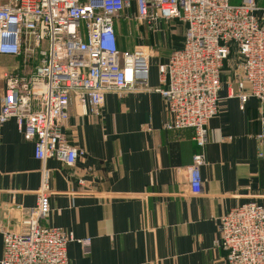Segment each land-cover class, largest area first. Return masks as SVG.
I'll list each match as a JSON object with an SVG mask.
<instances>
[{
    "label": "built area",
    "instance_id": "2783aa9c",
    "mask_svg": "<svg viewBox=\"0 0 264 264\" xmlns=\"http://www.w3.org/2000/svg\"><path fill=\"white\" fill-rule=\"evenodd\" d=\"M168 21L185 27L183 43L157 65L158 86L152 88L143 37L131 50H120L117 31L121 23L134 22L155 32ZM232 50L242 74L232 82L237 94L231 90L230 96L241 109L250 98L264 104V8L256 0H0V57L36 63L28 73L18 66L0 69V126L15 120L19 133L33 142L36 160L55 159L70 168L83 154L62 129L71 102L80 116H99L107 94L155 92L164 101L163 129L193 132L199 151L187 168V184L191 196H199L207 124L218 115L222 72ZM35 193L23 232L3 233L0 264H69V243L90 248V238L41 225L51 212L45 166ZM214 245L225 252L226 264H264V204L230 209Z\"/></svg>",
    "mask_w": 264,
    "mask_h": 264
},
{
    "label": "crops",
    "instance_id": "0c3cea01",
    "mask_svg": "<svg viewBox=\"0 0 264 264\" xmlns=\"http://www.w3.org/2000/svg\"><path fill=\"white\" fill-rule=\"evenodd\" d=\"M120 26L118 46L131 50L136 24ZM148 85L158 86L157 65ZM231 90L237 94L235 84L223 81L218 115L207 124L199 196H191L187 184L199 151L193 132L163 129L164 101L155 92L107 94L99 116L82 117L71 102L62 129L83 154L70 168L36 160L33 142L15 120L6 121L0 126V259L3 233L23 232L36 206L45 166L51 212L41 225L91 240L88 251L77 242L67 245L69 264H226L225 252L214 245L220 219L237 206L264 204V104L250 98L241 109ZM3 97L1 83L0 104Z\"/></svg>",
    "mask_w": 264,
    "mask_h": 264
},
{
    "label": "rangeland",
    "instance_id": "374dc122",
    "mask_svg": "<svg viewBox=\"0 0 264 264\" xmlns=\"http://www.w3.org/2000/svg\"><path fill=\"white\" fill-rule=\"evenodd\" d=\"M256 2L258 4V7L264 8V0H256ZM233 3L237 4L238 1H233ZM126 35V43L128 45H131V42L129 41V30L126 31ZM139 35L143 37V43L149 48V65L150 67L155 68L156 65L163 62V60L167 58L171 50L176 49L181 45V40L183 37V28L181 24L177 21L163 22V25L160 27V30L155 32H151L144 26L141 27L136 25V43L138 41ZM166 38L170 41L169 43L167 42ZM0 60L5 63V65L1 66V69H11L18 65L23 73H28L29 71H31V69H33L36 64L34 60L24 61L22 57L0 58ZM239 63L240 62L238 55L236 51L233 50L229 55L222 72V84L223 81H227V83H232L234 80H236V78L241 77L242 72ZM0 65H2L1 62Z\"/></svg>",
    "mask_w": 264,
    "mask_h": 264
},
{
    "label": "trees",
    "instance_id": "16d2710c",
    "mask_svg": "<svg viewBox=\"0 0 264 264\" xmlns=\"http://www.w3.org/2000/svg\"><path fill=\"white\" fill-rule=\"evenodd\" d=\"M180 24H181V23H180ZM181 26H182V28H183V35H184L185 27H184L182 24H181ZM182 43H183V37H182V40H181V45H180L178 48L171 50V52L174 51V50L180 49V48L182 47ZM232 51H233V50H232ZM171 52H170V53H171ZM170 53H169V54H170ZM167 57H168V56H167Z\"/></svg>",
    "mask_w": 264,
    "mask_h": 264
}]
</instances>
